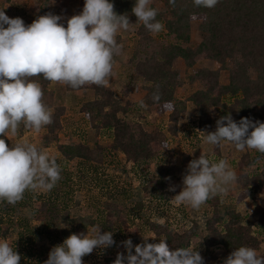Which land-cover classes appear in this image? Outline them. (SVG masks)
Wrapping results in <instances>:
<instances>
[{
  "label": "trees",
  "instance_id": "16d2710c",
  "mask_svg": "<svg viewBox=\"0 0 264 264\" xmlns=\"http://www.w3.org/2000/svg\"><path fill=\"white\" fill-rule=\"evenodd\" d=\"M113 3L118 14H126L130 19L135 0H113ZM165 3L166 12L158 11L156 19L159 22L164 19L169 34L183 43H189L192 21L200 18L199 31L202 41L196 49L181 43L170 44L151 57L136 63L135 72L147 83L143 98L145 105L149 108L158 107L161 113L172 110L170 120L173 123L178 121L179 108L175 92L179 74L173 70V63L178 57L183 58L188 66L209 59L228 69L230 78L228 84H221L219 70L201 68L196 73L195 79H200L206 86V90H198L192 96V100L201 106L200 130L217 127L216 121L219 118L213 115L211 107H223L224 116L230 114L236 122L242 117L253 119L255 107L264 105V0H220L211 9L196 7L192 0H176L175 6L168 0H165ZM138 33L143 40H151V32L143 24ZM33 79L40 84L44 93L43 102L53 112V123L43 127L40 139L44 147L58 143L60 156L56 158L62 169L61 179L51 191L33 192L30 195L25 192L24 198L15 205L2 203L1 236L9 240L13 233H17L16 246H20L17 249L21 252L22 259L25 256L22 252L29 250L30 255L36 257L39 264H44L54 246L63 243L71 234L81 233L82 227L88 223L92 227L101 228L102 232H113L116 243L105 248L101 262L113 264L117 254L121 253L117 241L120 233L135 230L131 237L136 240L138 236V228H132L135 220L127 210H143L145 203L143 200H134L132 207L131 197L123 198L116 190L109 191L111 195L100 199L95 205L97 216H73L72 209L80 204L75 200L77 182L81 180L84 172H106L103 168V157L107 149L122 151L127 159L135 164L148 162L168 149L166 134L159 125H145L139 120H132L129 115L134 111L133 104L120 100L108 85H85L78 89L64 85L63 92L66 93L82 90L90 92L92 98L81 101L79 111L92 129L99 134L109 133L113 140L107 148L100 143L92 146L82 137L61 143L63 117L68 112V106L56 99L53 82L42 77ZM155 92L160 94L158 102L152 98ZM123 94L129 95L127 91H123ZM226 95L232 96V101L224 103L223 97ZM165 105L171 107L166 108ZM263 120L260 118L259 122ZM28 129L21 124L18 133L23 135ZM215 153L219 157L222 156L219 146H215ZM73 161H77L76 169L66 165ZM252 163L251 155L246 154L241 156L238 167L244 171ZM260 169L255 172H242L238 177L237 183L245 187V192L239 195L237 203L243 202L253 191L264 186V168ZM177 170L174 161L159 164L150 186L145 189L146 193L151 189L154 196L163 198L169 178L176 174ZM95 177L99 178L98 175ZM105 189L110 188L107 185ZM126 201H130V205ZM256 201L257 205L249 214H243L235 207L228 206L221 195L207 201L213 207V214L206 221L207 234L203 237L206 248L202 256L204 264L226 259L240 246L255 250L261 248L264 242V206L259 197H256ZM10 215L8 220L12 221V224L9 225L6 217ZM31 220L42 223L41 229H38L39 233L31 227ZM145 223L154 234V238L147 242L158 243L160 239H167L170 249L191 247L192 239L198 235L197 225L178 233L166 223L161 224L149 218ZM11 225L19 226L12 228ZM12 243L14 245V242ZM86 257L87 255L82 259Z\"/></svg>",
  "mask_w": 264,
  "mask_h": 264
},
{
  "label": "clouds",
  "instance_id": "9594fccd",
  "mask_svg": "<svg viewBox=\"0 0 264 264\" xmlns=\"http://www.w3.org/2000/svg\"><path fill=\"white\" fill-rule=\"evenodd\" d=\"M168 2L176 4V0ZM219 2L192 0L194 6L208 9ZM152 4L153 0H135L132 12L146 29L159 33L164 25L156 19L158 10ZM5 8H0V202L15 205L26 191H51L61 179L62 169L54 155L27 140L9 147L4 138L9 132L15 136L21 124L39 133L53 123V112L43 102V90L33 78L42 77L73 89L107 86L113 76L114 57L122 50L117 34L128 30L131 23L126 14L114 10L113 0H85L82 12L71 16L66 27L59 23L62 17L52 13L41 15L26 26L22 18H10ZM152 98L158 102L159 92ZM139 104L145 107L143 100ZM216 125L214 132L205 135L206 143L220 146L227 141L238 151L264 153V122L248 117L236 122L229 114L218 119ZM237 181L238 176L226 159L213 162L200 155L189 163L183 190L174 196V202L198 210L209 199L227 195ZM169 190L175 191V187ZM148 238L136 245L130 238L123 241L127 254L118 253L113 264H204L197 249H170L167 239L148 243ZM115 243L113 232H102L101 228H93L91 234L74 233L52 248L44 264H84L82 258L94 249ZM20 260L16 248L7 240H0V264H20ZM223 264H264V255L240 246Z\"/></svg>",
  "mask_w": 264,
  "mask_h": 264
},
{
  "label": "rangeland",
  "instance_id": "374dc122",
  "mask_svg": "<svg viewBox=\"0 0 264 264\" xmlns=\"http://www.w3.org/2000/svg\"><path fill=\"white\" fill-rule=\"evenodd\" d=\"M85 0H0V8H4L5 13L10 18L20 17L25 22V25H30L39 16L48 13L60 15L62 23L67 26V20L76 14L82 12ZM152 7H155L159 12H166L165 0H153ZM130 27L128 30H121L117 34V42L122 45L121 53L114 57L113 76L109 79L108 86H110L116 96L123 102H131L134 110L129 117L133 120H139L143 124L159 125L162 131L166 134L168 149L159 153L156 157L150 159L148 162L135 164L127 159L122 151H112L107 149L103 157V168L98 174L84 172L81 180H78L77 191L75 193V200L80 204L72 209L73 216H97L96 203L100 199H105L111 195L109 191L118 192L123 198H130L132 207L134 200H143L145 207L143 210L134 209L127 211L130 217L134 219L132 228H138V236L135 240L131 237L134 231L127 233H120L117 241L121 247V253H126L123 241L131 239L133 245L144 243V237L151 240L154 234L149 231L146 219L163 221L168 224L174 231L183 233L191 227L198 226V235L191 241V247L197 249L201 256L206 252L203 237L207 234V219L213 214V207L209 203L203 204L198 210L192 209L185 204L176 205L174 196L183 190V177L187 174L188 165L193 159H198L200 155L206 156L213 162H218L220 159H226L231 169H233L239 177L242 172H255L258 168H264V153L256 150L238 151L235 146L227 141L222 142L219 149L222 156L219 157L215 153V145H210L205 142L204 137L209 132H214L216 129L200 130L199 122L201 115V106L192 100V96L198 90H206V86L200 79H195V75L201 68H208L220 71V83L228 84L230 78V71L222 68L221 64L214 60L205 59L194 66H188L185 60L178 57L173 63V70L179 74V83L176 88L175 98L178 102L179 117L178 121L172 122L170 120L172 110H166L164 113L160 112L158 107H141L140 100H143L147 83L135 72V65L142 59L151 57L157 51L164 49L170 44L181 43L184 46H190L196 49L202 41L199 26L201 19L195 18L191 24V41L183 43L177 38L169 34L164 19L161 23L164 28L159 33H150L151 40H143L140 37V27L142 22L138 21V17L134 13L130 15ZM255 76V73H253ZM52 88L56 94V99L65 103L68 106V112L63 117L64 129L60 134L61 143H68L79 138H85L92 146L96 143L102 144L105 148L109 146L113 138L109 133H97L92 129L79 111V104L81 101L92 98L88 90L78 91L76 93L63 92L64 84L53 82ZM123 91H127L129 95L125 96ZM224 103L232 101V96L226 95L223 97ZM213 115L216 118L224 116L223 107H211ZM264 119V105L255 107L253 111V121ZM155 122V123H154ZM264 122V120H263ZM226 123V121H225ZM176 124V125H175ZM34 132L29 128L23 135L17 131L15 136L7 133L5 138L6 143L11 147L16 143L27 140L34 143L38 148L59 157L57 148L58 143H54L49 147H44L40 134ZM86 135V136H85ZM249 154L252 157L253 163L242 171L239 167L241 156ZM174 161L177 165V172L170 176L168 185L165 189L163 198H157L151 192L146 193V187L150 186V181L156 175L157 166L163 162ZM73 169L77 168V161L66 164ZM98 175L99 178L95 176ZM110 188L106 190V186ZM174 186L175 191H170L169 188ZM28 195L31 193H39L44 191H26ZM112 192V193H113ZM245 192V187L237 182L230 187L227 195H221L228 206L235 207L243 214H249L257 205L256 197H259L260 203L264 206V186L252 192L251 196L247 197L243 202L237 203L239 195ZM127 200V199H125ZM2 203L0 202V216L3 213ZM130 205V201H126ZM7 218V223L10 225L12 221ZM31 227L38 231L41 229L42 223L37 220H31ZM12 228L18 226L11 225ZM22 227V226H21ZM93 228L88 223L82 227L81 233L91 234ZM12 230V229H11ZM13 232V231H12ZM39 233V231H38ZM0 240H7L1 236ZM17 233H13L10 239L7 240L10 245L20 254L17 242L15 240ZM14 242V245L13 243ZM18 245V244H17ZM134 249V248H133ZM24 250V249H23ZM22 250V251H23ZM258 254L264 255V242L260 249L256 250ZM25 256L20 260V264H39L38 259L30 255L29 250L22 252ZM105 249L96 248L91 254L83 260L84 264H101L104 257ZM222 260L210 261V264H223Z\"/></svg>",
  "mask_w": 264,
  "mask_h": 264
}]
</instances>
